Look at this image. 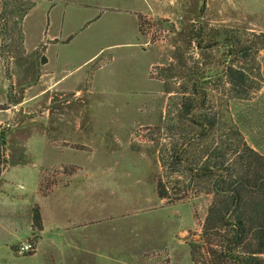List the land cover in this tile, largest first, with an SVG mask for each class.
Returning a JSON list of instances; mask_svg holds the SVG:
<instances>
[{"label":"rangeland","instance_id":"rangeland-1","mask_svg":"<svg viewBox=\"0 0 264 264\" xmlns=\"http://www.w3.org/2000/svg\"><path fill=\"white\" fill-rule=\"evenodd\" d=\"M57 1L0 0V264H212L218 241L201 236L208 183L187 185L184 173L168 197L156 193L160 178L176 176L160 157L173 143L166 112L179 100L164 91L156 65L181 51L182 62L211 73L215 108L264 155V47L235 57L249 74L247 95L229 99L221 73L230 59L225 33H264V0L141 1V47L127 43L135 32L127 0L90 8L71 0L69 39L47 63L46 8ZM199 28L201 47L188 43ZM36 206L45 231L32 225ZM75 216L97 234L76 235L77 251L68 249ZM25 243L33 250L22 252Z\"/></svg>","mask_w":264,"mask_h":264},{"label":"trees","instance_id":"trees-1","mask_svg":"<svg viewBox=\"0 0 264 264\" xmlns=\"http://www.w3.org/2000/svg\"><path fill=\"white\" fill-rule=\"evenodd\" d=\"M25 12L23 11L21 16ZM140 33L146 16L137 14ZM246 33V32H245ZM221 34V33H220ZM250 36V37H249ZM204 30L190 34L188 43L203 46ZM218 42V40H215ZM223 42L230 57L221 73L222 86L229 99L249 93V74L235 57L248 58L264 47V33L224 35ZM184 52L173 51L174 61L167 67L156 65L164 78V91L178 98L165 115L166 134L173 139L168 157L161 156V165L171 177L168 184L160 178L156 193L168 197L169 187L184 183L207 182L212 201L204 217L202 238L218 241L210 247L212 264H264V155L250 146L230 114L215 108L209 87L212 74L199 72L196 63L182 62ZM182 79L174 87L170 79ZM169 81L170 84H167ZM179 96V97H178ZM39 207L32 208V225L43 228Z\"/></svg>","mask_w":264,"mask_h":264},{"label":"crops","instance_id":"crops-1","mask_svg":"<svg viewBox=\"0 0 264 264\" xmlns=\"http://www.w3.org/2000/svg\"><path fill=\"white\" fill-rule=\"evenodd\" d=\"M92 0H82V4L85 7H95L96 5L93 4ZM147 2V0H127V3L125 5L124 9H128V10H124V11H129L130 13H132V17L134 19V23H135V32L132 33V37L133 40H129V42L127 43H135L137 44L139 47H141L144 43L142 41H140V36H139V30H138V19H137V14L139 13H143L144 10L142 8H140V2ZM74 1L71 0H58L55 3L49 2V6L47 9V13H48V24H47V29L49 27V25H51L50 27V31L46 30V36H48V40L53 41V43H50L49 46L46 47L47 50V63H50L51 61H53L54 63V59L57 56L56 52V47L60 45V43H64L66 42V40L69 39L68 33H64L63 32V25L65 24V19L67 16V6H77L76 4L73 3ZM128 3H133V4H128ZM111 9H119V6H114L111 7ZM56 11V12H54ZM92 15H90L88 20H91ZM87 20V22H88ZM66 39V40H65ZM135 41V42H134ZM102 49V48H101ZM100 49V50H101ZM52 53V58L49 56V53ZM94 55H91L87 60L85 61H89L91 59V57L93 58ZM56 68V65H54ZM62 78V75H59L58 80L60 81V79ZM40 211V210H39ZM40 215H41V220H42V231H45V226L47 224L46 222V218L44 217L43 212L41 213L40 211ZM32 220V219H31ZM90 221L84 218H81L79 216H75L74 220L72 219V224L73 227L71 228L72 231L76 232V229L79 230V232L76 233H70L68 231V236L71 241L70 246L68 247V249H73L74 251L77 250H81V248L78 247V245L82 244V240H81V244L76 243V241L74 240V238L76 237V235L79 234L80 239H85L87 238V240L91 239L93 236H96L97 234L94 233V231L92 232V235L89 237L91 232H87L86 230H84V228H86L85 226H87V224H89ZM70 230V231H71ZM70 233V234H69ZM41 240L43 238V235L40 236ZM73 238V239H72ZM86 251V248H85Z\"/></svg>","mask_w":264,"mask_h":264},{"label":"built area","instance_id":"built-area-1","mask_svg":"<svg viewBox=\"0 0 264 264\" xmlns=\"http://www.w3.org/2000/svg\"><path fill=\"white\" fill-rule=\"evenodd\" d=\"M20 250L22 252H28V251L33 250V246L31 243H25V244L21 245Z\"/></svg>","mask_w":264,"mask_h":264}]
</instances>
